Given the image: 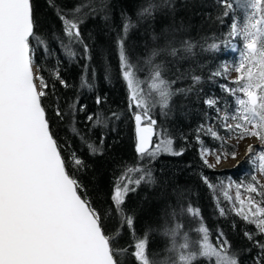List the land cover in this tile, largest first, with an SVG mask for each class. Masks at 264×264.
I'll use <instances>...</instances> for the list:
<instances>
[{
  "label": "snow or ice",
  "instance_id": "snow-or-ice-1",
  "mask_svg": "<svg viewBox=\"0 0 264 264\" xmlns=\"http://www.w3.org/2000/svg\"><path fill=\"white\" fill-rule=\"evenodd\" d=\"M217 4L222 9V16L227 17L242 9L246 19L233 15L227 34L218 40L205 39L200 45L203 51L216 52L225 47L237 54L234 61L222 63L211 73V78L228 81L220 84V88L233 101L229 107H222L219 97L204 100L216 115L212 118L215 126L201 124L197 129L200 158L204 166L214 170L227 158L236 159L238 153L229 144L230 140L239 143L255 138L260 142L259 149L248 144L245 156L249 163H253V157H258V171L264 175V0H217ZM171 6L170 0H160L159 3L145 0L136 11V22L122 12V26L116 40L120 71L129 93L128 109L135 122V151L140 161H146L135 167H126L114 186L112 201L121 214L122 224L130 229L133 228V218L121 207L127 194L136 190L129 186L155 182L148 164L161 153L183 154V149L174 150L173 139L166 135L165 129L158 127L154 110L159 107L161 114L167 115L165 110L169 109L174 96H186L194 90L191 85L173 88L177 80H169L165 76V64L156 62L155 58L163 55L176 61L187 59L197 44L190 39L177 40L172 33L181 29L162 32L163 44L154 47L145 60L148 75L141 79L137 74L143 69L130 61L125 39L140 21H150L157 10ZM106 9V0H101L100 7L94 6L92 0H83L73 9L71 16L58 10L67 37V42L60 40V45L67 59L75 61L82 55L85 60H91V50L82 36L80 25L85 17H95L100 12H105L102 19L109 21ZM35 28L32 0H0V264H122L118 257H122L127 249L118 248L113 243L119 232H106L102 215L83 194L84 185L69 172L61 146L51 129L43 100L48 95L49 85L38 74L32 40L46 54L51 53ZM161 37L153 34L152 38L156 41ZM74 45H79L82 53ZM230 71L238 74L234 80L229 78ZM55 78L63 87H70L58 71ZM200 79L192 76V85L199 84ZM84 85L91 87L82 78ZM95 102L99 106L103 100L97 96ZM86 109L87 106L77 99L64 111L57 106L55 115L61 120L65 116L71 119L73 133L90 154H102L103 134L97 145L88 139L87 132L107 127L108 121L119 120L120 114L112 112L109 116L102 110L88 112L83 118L85 131H81L75 123L78 113H84ZM217 128L223 129L224 135ZM201 132L219 142V147H203ZM154 137L158 139L154 140ZM210 156L215 158L214 162H210ZM71 162L78 170L84 167L83 160L75 152L71 155ZM134 174L138 175L133 178ZM201 178L210 189H217L206 176ZM232 186H225L221 181L219 187L233 204L235 215L254 225L264 236V183L257 179L255 166L250 182L241 181L234 185V200L229 196ZM241 189L246 195H242ZM182 211L199 217V209L191 204ZM220 214L225 215L223 208ZM172 215L175 217L176 213ZM196 231L201 234L200 239L190 241L186 233L180 232L179 224L166 227L163 234L170 237L171 247L167 249L170 256L163 262L150 260L147 233L144 238L134 237L131 255L138 264H194L200 257H214V264H239L235 253H230L231 244L222 232L216 237L214 246L209 239V229L202 223ZM245 236L253 239L250 232H245ZM254 244L259 251L253 264H264V241L255 240Z\"/></svg>",
  "mask_w": 264,
  "mask_h": 264
},
{
  "label": "trees",
  "instance_id": "trees-1",
  "mask_svg": "<svg viewBox=\"0 0 264 264\" xmlns=\"http://www.w3.org/2000/svg\"><path fill=\"white\" fill-rule=\"evenodd\" d=\"M100 2L92 0L96 7H100ZM155 2L159 3L160 0ZM81 3L83 0H32L35 31L47 42L51 54H46L35 40H32V45L36 48L35 63L39 66V73L49 85L48 95L43 100L51 129L61 146L69 172L84 185L83 194L102 215L106 232H119L113 243L118 248L127 249V252L118 258L122 264H138L131 255L134 251V237L144 238L147 233V254L150 260L163 262L170 256L167 249L171 247L170 237L163 234L165 228L179 224L180 232L186 233L190 241H196L201 237L196 229L202 223L209 229V239L214 246L216 237L222 232L231 244L230 253H235L239 264H253L259 251L254 241H264V236L257 232L254 225L235 215L233 204L218 187L221 181L227 186L229 178L238 183L244 180L250 182L254 166L255 170L258 168V160L255 165L248 162L230 170H213L203 165L200 158L201 144L196 140L197 129L201 124L215 126L212 118L216 113L214 109L208 108L204 100L219 97L222 107L232 104L233 98L220 88V84L228 81L219 77L211 78V73L222 63L234 61L237 55L225 47L216 52L203 51L200 45L204 44L205 39L218 40L227 34L233 15L245 20L244 10L237 9L235 13L224 17L217 0H170L171 8L157 10L154 19L140 21L137 27L129 31L125 48L130 61L143 69L137 74L141 79L148 75L145 60L154 47L163 44L162 32L181 29L172 33L177 40L190 39L197 44L187 59L176 61L163 55L155 58L156 62L165 64V76L169 80H177L173 88H187L191 85L194 90L186 96H174L169 109L165 110L167 115L161 114L159 107L154 110L158 127L166 130V135L173 139V145L178 151L183 149V154L174 156L161 153L148 164L155 182L141 183L138 187L129 186L136 190L127 194L121 207L126 215L133 218V228L130 229L122 224L121 214L116 211L112 201L114 186L126 167H135L146 161H140L135 151V122L128 109L129 93L120 71L116 40L122 26L121 13H127L136 22V11L145 0H106L105 11L110 16L107 22L102 19L105 12L95 17H85L80 28L90 47L91 60H85L81 55L75 61H70L60 45V40L67 42V37L57 12L62 10L71 16L73 9ZM153 34L161 38L153 41ZM74 47L82 53L79 45ZM57 71L70 87H63L55 78ZM194 75L201 78L199 84L192 85L191 77ZM82 78L91 87L82 86ZM97 96L103 100L99 106L95 102ZM77 99L80 104L87 106L86 112L78 113L75 123V127L81 131H85L83 118L88 112L102 110L109 116L112 112L120 114V119L109 120L107 127L87 132L88 139L97 145L103 134L102 154H90L81 139L73 133L71 119L65 116L61 120L55 115L57 106L64 111L69 103ZM217 130L224 135L223 129ZM200 138L203 147H219V142L203 132ZM73 152L83 160L82 169L78 170L72 165ZM135 175L138 174H134L133 178ZM202 176H206L217 189H210L203 182ZM231 197L234 200V196ZM189 204L199 209V217L182 211ZM221 208L225 210V215L220 214ZM173 212L176 213L175 217ZM245 232L252 233L253 239L249 240ZM214 259L200 257L194 264H214Z\"/></svg>",
  "mask_w": 264,
  "mask_h": 264
},
{
  "label": "rangeland",
  "instance_id": "rangeland-1",
  "mask_svg": "<svg viewBox=\"0 0 264 264\" xmlns=\"http://www.w3.org/2000/svg\"><path fill=\"white\" fill-rule=\"evenodd\" d=\"M38 74L40 75V73H38ZM237 75L238 74L235 71H230L229 78L230 79H235L237 77ZM37 83H39V82L37 81ZM229 144L231 146L235 147V149H236V151L238 153L236 159L233 160V159H231L229 157L226 160H224L220 165H218L215 169H219V170L227 169V170H230V169H232L234 167H237L238 165H240L242 163H248V160H247V158L245 156V148H246V145L252 144L257 149H259V147H260V142L258 140H256L255 138H247V139H245L243 141H240L239 143H237V141L235 139H232V140L229 141ZM214 159L215 158L212 157V156L209 157L210 162H214ZM256 159L258 160V157H254L253 158V164L254 165L256 164ZM255 172H256L257 179L260 180L262 183H264V175H261L259 173L258 168L255 170ZM244 182L247 183L245 180H244ZM236 183H238V182H235L231 178L227 179V181H226V184L227 185H229V184L233 185L232 188L229 189V192H230V195L231 196H234V197H235V191H236L234 185ZM219 188L220 187H218V189ZM241 192H242V195H246V193L243 192V189H241ZM238 207H239V205H238Z\"/></svg>",
  "mask_w": 264,
  "mask_h": 264
},
{
  "label": "bare ground",
  "instance_id": "bare-ground-1",
  "mask_svg": "<svg viewBox=\"0 0 264 264\" xmlns=\"http://www.w3.org/2000/svg\"><path fill=\"white\" fill-rule=\"evenodd\" d=\"M154 139L156 140V139H158V138H155V137H154ZM173 148H174V150L178 151L177 147H175L174 145H173ZM217 170H219V169H217Z\"/></svg>",
  "mask_w": 264,
  "mask_h": 264
},
{
  "label": "water",
  "instance_id": "water-1",
  "mask_svg": "<svg viewBox=\"0 0 264 264\" xmlns=\"http://www.w3.org/2000/svg\"><path fill=\"white\" fill-rule=\"evenodd\" d=\"M155 140V139H154Z\"/></svg>",
  "mask_w": 264,
  "mask_h": 264
}]
</instances>
